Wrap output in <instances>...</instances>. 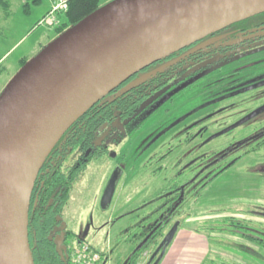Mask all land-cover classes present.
Returning a JSON list of instances; mask_svg holds the SVG:
<instances>
[{
  "label": "flooded vegetation",
  "instance_id": "1",
  "mask_svg": "<svg viewBox=\"0 0 264 264\" xmlns=\"http://www.w3.org/2000/svg\"><path fill=\"white\" fill-rule=\"evenodd\" d=\"M137 85L140 87L130 91ZM252 91H259L257 98H264V13L211 34L129 78L101 100L122 96L118 115L86 135L84 141L81 139L79 149L57 148L59 142L47 158L32 192L29 242L32 244L40 235L60 259L67 261L71 248L92 243L89 239L93 235L95 238L106 234L107 239L114 227L118 229L115 242L120 244L135 235L147 216L171 214L174 182L185 175L196 173L184 184L188 193L201 198L207 176L212 180L238 160L213 176L206 174L214 165H206L207 139L222 131L207 138L206 134L214 125V118L229 109L218 105ZM255 112L257 116L263 113L264 104L249 115ZM99 166L106 169L98 176L101 185H96L102 190L96 193L99 198L89 230L85 229L80 238L72 230L77 195L82 194L79 183L87 170ZM113 211L116 217L108 220ZM155 223L158 224L150 222L147 229ZM127 224L131 226L126 228ZM173 226L174 223L169 226L161 222L147 238L152 239V232L160 228L169 233ZM166 236L167 233L154 238L155 242L160 238L156 247L164 246ZM113 256L110 250L105 264H113Z\"/></svg>",
  "mask_w": 264,
  "mask_h": 264
},
{
  "label": "water",
  "instance_id": "2",
  "mask_svg": "<svg viewBox=\"0 0 264 264\" xmlns=\"http://www.w3.org/2000/svg\"><path fill=\"white\" fill-rule=\"evenodd\" d=\"M262 13L264 0H114L29 60L0 95V264H35L28 233L35 182L82 116L150 65Z\"/></svg>",
  "mask_w": 264,
  "mask_h": 264
},
{
  "label": "rangeland",
  "instance_id": "3",
  "mask_svg": "<svg viewBox=\"0 0 264 264\" xmlns=\"http://www.w3.org/2000/svg\"><path fill=\"white\" fill-rule=\"evenodd\" d=\"M7 1L11 4L10 18L6 20L3 11L0 12V95L20 70L21 62L36 57L44 47L57 38L52 26L42 24L50 0H40V5H33L35 0H28L30 4L28 12L25 11L27 0ZM259 93L252 91L242 97L231 99L229 103L219 104L218 107L229 109L214 118L216 120L206 138L215 132L226 130L260 109L264 104V98H257ZM263 136L264 112L224 136L207 139L208 143L204 148L206 165H214L206 174L213 176L216 171L228 164L231 165L234 159L238 158L234 166L230 169L224 168L212 178L210 185L202 192L201 198H198L196 193L189 195L192 196V201L188 202L187 206L180 207L181 213L176 218L182 227L197 234H205L207 240L209 238L211 252L207 264H264V149L244 156L246 151L263 139ZM212 153L216 154L211 156L212 158H207ZM195 171L197 172V168ZM104 172H106L104 166L91 167L79 183L78 190L82 194L78 192L77 195L79 198L74 207L72 230L80 238L83 237L85 229L89 230L88 226L96 209V200L99 198V194L96 193L102 190L98 189L101 185V177L98 176ZM195 175V172L185 175L181 182L190 181ZM141 181L139 179L138 185ZM141 187L139 186L140 189ZM131 189L129 191L128 188L130 193ZM69 206L71 209V203ZM114 217L116 213L109 212L107 219L112 220ZM228 220L241 224H224ZM173 221L168 225L171 226ZM130 226L131 224H127L126 228ZM93 230L94 227L90 228L91 236L94 234ZM117 232L118 229L113 227L107 239L106 234L95 238L93 235L89 239L92 243L89 244L99 250L113 251L119 248V251L117 250L119 253L126 242L121 241L120 244L115 242ZM165 233L169 234L164 230L162 235ZM245 235L262 240L260 244L263 246ZM148 251L149 253L144 254L139 260V264L148 261L153 251L152 247H149ZM113 264H123V258L118 259L117 263L114 259Z\"/></svg>",
  "mask_w": 264,
  "mask_h": 264
},
{
  "label": "trees",
  "instance_id": "4",
  "mask_svg": "<svg viewBox=\"0 0 264 264\" xmlns=\"http://www.w3.org/2000/svg\"><path fill=\"white\" fill-rule=\"evenodd\" d=\"M109 1L108 0H72L69 4V10L67 13L63 15H58V23L59 26L58 28H54V32L56 33V36H60L62 33H64L67 29L70 27L76 25L80 21H82L84 18L89 16L90 14L94 13L101 7L105 6ZM40 0H35L33 1V5H40ZM54 3V0L52 1V4ZM30 8V4L27 0L26 5H25V11L28 12ZM3 11V16L6 20H8L11 16V4L7 0H0V12ZM49 15L47 13L44 17L46 18ZM44 18V19H45ZM29 61V60H28ZM27 60L21 62V68L28 62ZM20 68V69H21ZM144 83V82H143ZM141 83L140 85H143ZM140 85H137L130 91L134 90L135 88H139ZM122 96L116 95L114 96L113 99L111 100H103L99 104L95 105L92 107L84 116H82L71 128L70 130L64 135L60 143L58 144L59 147L63 146V148H70L72 150H77L82 146L81 139L90 134L94 133L98 128H100L102 125L105 124V122L112 116L118 115L120 108L118 105L120 104V98ZM107 99V98H106ZM84 141V140H83ZM264 149V136L263 139H261L259 142L253 145L251 149L246 151L244 153V156L254 154L257 151H262ZM216 153H212V155H208L207 158H212L211 156H214ZM211 169V168H210ZM221 171V170H220ZM220 173V172H219ZM211 175V174H210ZM182 180H175L174 182V208L171 214L169 215H156V216H147V221L144 222L141 227H138L137 231L135 232V235L132 236L131 238L126 239L125 246L122 248V250L118 253L117 250L119 251V248L114 249L113 251L111 250V253L114 255L115 263H117L118 259L123 258V264H139V260L143 257L144 254L149 253L148 249L149 247H152L155 251L152 253V259H149L145 264H149L152 260L151 264H155L156 261H158V264H160L161 260L163 259L164 255L163 253L167 252L171 244L173 243L176 234L178 230L182 227L181 223L177 221V217L179 216L180 212V207L187 206V203L192 201V195L187 193L186 185L184 182H181ZM210 178L207 176V182H206V187L210 185ZM181 182V183H180ZM184 184V187L182 185ZM180 187H183L181 189ZM190 217V214L187 215ZM33 220V214L30 218L29 216V221ZM174 220V221H173ZM158 222L159 223H164L166 225L170 221H173L174 226H176L177 230H174V233L168 238V240L165 242L164 246H157V242H155L156 237L160 236L162 234L161 228L157 230V232H152L154 233L152 239L147 238L150 236V232L152 229H155L158 224H153L151 229H147L149 227V223L151 222ZM225 223H237L241 224L235 221H225ZM31 226V222H30ZM164 226L162 227V229ZM172 228V229H173ZM214 230V229H213ZM199 232V231H198ZM170 233V232H169ZM32 236V235H31ZM167 236L165 239H167ZM247 236V235H245ZM249 239L254 240L259 242H263L262 240L252 237V236H247ZM33 239V238H32ZM209 240V238H208ZM144 243V244H143ZM210 243V240H209ZM88 244V243H87ZM82 244L75 245L71 248L70 250V255L75 251V249L83 247ZM91 251L94 253H98L102 257V262L106 261V257L108 256V250L107 249H97L95 246H91L88 244ZM263 246V244H260ZM30 246H31V251L33 254V259L35 264H74L72 262L71 257L69 256V259L67 261H64V258L60 259L51 244H48L43 238L38 235L34 240L30 241ZM117 254V255H116ZM210 260V257L207 258L204 264H207L208 261Z\"/></svg>",
  "mask_w": 264,
  "mask_h": 264
},
{
  "label": "crops",
  "instance_id": "5",
  "mask_svg": "<svg viewBox=\"0 0 264 264\" xmlns=\"http://www.w3.org/2000/svg\"><path fill=\"white\" fill-rule=\"evenodd\" d=\"M52 1L50 0L46 14L51 9ZM209 245L205 234H197L193 230L182 227L178 230L160 264H202L210 255Z\"/></svg>",
  "mask_w": 264,
  "mask_h": 264
},
{
  "label": "built area",
  "instance_id": "6",
  "mask_svg": "<svg viewBox=\"0 0 264 264\" xmlns=\"http://www.w3.org/2000/svg\"><path fill=\"white\" fill-rule=\"evenodd\" d=\"M72 0H54L52 10L49 15L42 21V24L54 26L58 24V15L68 12L69 4ZM74 264H102V257L98 253L91 251L88 245L75 249L71 255Z\"/></svg>",
  "mask_w": 264,
  "mask_h": 264
}]
</instances>
